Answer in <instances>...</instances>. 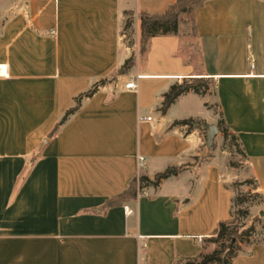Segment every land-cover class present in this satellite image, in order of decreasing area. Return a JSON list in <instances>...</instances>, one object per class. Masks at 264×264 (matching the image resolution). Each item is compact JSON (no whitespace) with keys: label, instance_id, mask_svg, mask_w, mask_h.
<instances>
[{"label":"crops","instance_id":"obj_1","mask_svg":"<svg viewBox=\"0 0 264 264\" xmlns=\"http://www.w3.org/2000/svg\"><path fill=\"white\" fill-rule=\"evenodd\" d=\"M176 1L0 0V264L196 258L231 219L237 180H254L261 202L253 209L264 219V0H206L195 10L201 70L181 54L185 15L178 36L154 37L139 53L141 14H163ZM134 78L137 89L125 90ZM200 78L214 82L213 97L210 86L204 96L190 92L162 114L173 85ZM104 80L51 136L75 99ZM213 104L247 172L210 150L221 136ZM196 106L207 114H193ZM189 119L204 130L174 126ZM211 125L219 132L210 143ZM182 166L136 200L102 209L141 175ZM232 264H264V243Z\"/></svg>","mask_w":264,"mask_h":264},{"label":"trees","instance_id":"obj_2","mask_svg":"<svg viewBox=\"0 0 264 264\" xmlns=\"http://www.w3.org/2000/svg\"><path fill=\"white\" fill-rule=\"evenodd\" d=\"M205 1L206 0H177L176 3L171 5L168 10L163 14L142 13L140 16L141 53H147L149 42L154 37L168 35L178 36L180 18L183 15L189 17L192 26V33L194 37H197L195 10L201 7ZM131 23V19L127 21L126 29H129L131 27ZM133 63L134 60L129 59L120 70V74H125L127 70L133 65ZM106 82L107 81L104 80L97 83L87 93H84L77 97L75 99L76 105L72 109L67 111L63 119L53 130L51 136H54L57 133L59 127L63 125L71 115H73L80 109L83 99L92 97L98 92L100 87L106 84ZM210 83L211 81L209 79L200 78L184 80L180 84L178 83L173 85L170 91L163 96L164 101L162 103L160 111L162 112V114H166L171 105L174 104L180 96L188 94L190 92L201 96L206 95L208 93ZM175 125L188 126V132H191L197 128H200L203 123L195 121L193 119H189L183 121H176L174 123V126ZM217 127L225 139L231 136L237 142L238 146H240L238 143V138L230 132L224 120H221L218 123ZM242 153L244 154L243 151ZM186 167L187 166L170 167L164 172L157 174L153 180H151L145 175H141L138 179H135L131 182L129 188L125 192L110 199L102 207V209L105 211L122 202L136 200L138 198L139 193L142 192L145 188L150 186L158 188L164 180L173 176H178ZM250 182L254 183V180H251ZM245 183H248V181H246ZM257 195L260 196L259 193H257ZM237 196L241 197H235L234 204L237 201H239L240 204H243L247 201V198H245L244 196L240 194H238ZM244 214L247 215V213ZM230 220L220 222L215 233L210 238H206L204 240L205 244H217V248H215L210 253L203 252L196 258L179 259L175 264H180L182 261H185V264H232L235 258H237L242 252H245L249 247L258 243H264V238L261 239L257 237L258 234H256V228L254 225L247 229L241 230L239 228L232 227Z\"/></svg>","mask_w":264,"mask_h":264},{"label":"rangeland","instance_id":"obj_3","mask_svg":"<svg viewBox=\"0 0 264 264\" xmlns=\"http://www.w3.org/2000/svg\"><path fill=\"white\" fill-rule=\"evenodd\" d=\"M185 17L186 23L188 24V29L186 33H184L181 54L187 63H191L198 70H201L202 65L198 41L196 38L193 37V33L191 32V22L189 20V17ZM124 41L128 45L132 44V35L130 29L124 30ZM139 53L141 57L144 58L145 54L141 53V46L139 48ZM209 94L212 97L215 95V84L213 81H211L210 83ZM212 107H214L215 113L218 115L219 123L221 121V117L219 116L218 107L215 104H213ZM193 114L202 117L206 115L207 112L201 106H196L193 108ZM203 125L197 129L199 131H203ZM210 150L213 152H218L221 157L227 159L229 167L238 171L239 173L248 171L246 157L242 153L240 146H238L237 142L231 136L225 139L224 136L221 134V136L214 141ZM207 154L212 155L209 151L207 152ZM202 159H204V157H201V161ZM197 162H200V158L197 159ZM246 181H248V183H245ZM250 181L251 179L237 180L232 184L234 189L237 190V195L240 194L244 196L245 198H247V201L243 204H240L239 201H237L234 204L232 210V218L230 222L232 224V227L239 228L241 230L247 229L254 225L256 228V234H258L257 237L262 239L264 238L262 230L264 227V219L258 214L257 209H253L254 206L261 202V198L257 195V192L255 191L256 185L254 183H251ZM237 195L236 198L241 197ZM244 213H247V215ZM217 247V244L207 243L204 246V253H210ZM185 263V261H182L180 264Z\"/></svg>","mask_w":264,"mask_h":264},{"label":"built area","instance_id":"obj_4","mask_svg":"<svg viewBox=\"0 0 264 264\" xmlns=\"http://www.w3.org/2000/svg\"><path fill=\"white\" fill-rule=\"evenodd\" d=\"M137 89V85H136V80L135 78L134 79H131V81H129L128 83L125 84V90L127 91H134ZM140 120H143V121H151L152 118L151 117H147V118H143V119H140ZM140 166L142 168H144V159L141 158L140 159Z\"/></svg>","mask_w":264,"mask_h":264},{"label":"water","instance_id":"obj_5","mask_svg":"<svg viewBox=\"0 0 264 264\" xmlns=\"http://www.w3.org/2000/svg\"><path fill=\"white\" fill-rule=\"evenodd\" d=\"M206 129L208 132V140L211 143L219 131H218L217 127L214 125L207 126Z\"/></svg>","mask_w":264,"mask_h":264}]
</instances>
